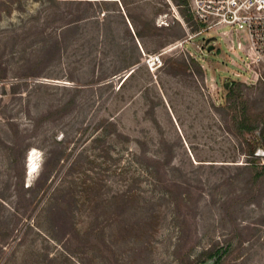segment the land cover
<instances>
[{"label":"rangeland","instance_id":"1","mask_svg":"<svg viewBox=\"0 0 264 264\" xmlns=\"http://www.w3.org/2000/svg\"><path fill=\"white\" fill-rule=\"evenodd\" d=\"M184 10L0 0V264H264V65Z\"/></svg>","mask_w":264,"mask_h":264},{"label":"built area","instance_id":"2","mask_svg":"<svg viewBox=\"0 0 264 264\" xmlns=\"http://www.w3.org/2000/svg\"><path fill=\"white\" fill-rule=\"evenodd\" d=\"M177 8L185 9L190 16L189 22L178 17L188 34L192 32L197 36L221 26H229L233 33H244L247 41L245 65H264V0H183ZM193 26L198 28L192 31ZM238 38L236 48L241 50ZM150 61L158 63L159 56L150 57Z\"/></svg>","mask_w":264,"mask_h":264},{"label":"trees","instance_id":"3","mask_svg":"<svg viewBox=\"0 0 264 264\" xmlns=\"http://www.w3.org/2000/svg\"><path fill=\"white\" fill-rule=\"evenodd\" d=\"M183 0H176V5H179L182 3ZM186 11V10H184ZM186 16V21L189 22V19H190V16L187 14V12L184 14ZM198 27L197 26H193L191 29L192 31H195ZM232 83V82H231ZM232 85L228 88V95H229V99L230 97L232 96ZM209 257L213 258V257H216L215 261L217 262L219 259H220V256H219V252H210L208 254ZM196 264H200L199 261H196Z\"/></svg>","mask_w":264,"mask_h":264},{"label":"bare ground","instance_id":"4","mask_svg":"<svg viewBox=\"0 0 264 264\" xmlns=\"http://www.w3.org/2000/svg\"><path fill=\"white\" fill-rule=\"evenodd\" d=\"M36 171V163L31 155V152L29 153L28 157V166H27V175H32Z\"/></svg>","mask_w":264,"mask_h":264},{"label":"water","instance_id":"5","mask_svg":"<svg viewBox=\"0 0 264 264\" xmlns=\"http://www.w3.org/2000/svg\"><path fill=\"white\" fill-rule=\"evenodd\" d=\"M214 40H215V38H208L205 40V44L208 45L209 43L213 42ZM224 87L227 88L226 83L224 84ZM260 148L261 147L259 146V149H257V150H260ZM261 151L264 153V148H261ZM257 153L258 152H256V155H257Z\"/></svg>","mask_w":264,"mask_h":264}]
</instances>
